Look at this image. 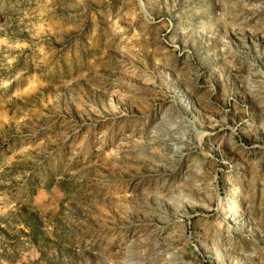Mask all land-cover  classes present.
Masks as SVG:
<instances>
[{
  "label": "rangeland",
  "instance_id": "374dc122",
  "mask_svg": "<svg viewBox=\"0 0 264 264\" xmlns=\"http://www.w3.org/2000/svg\"><path fill=\"white\" fill-rule=\"evenodd\" d=\"M0 264H264V0H0Z\"/></svg>",
  "mask_w": 264,
  "mask_h": 264
}]
</instances>
